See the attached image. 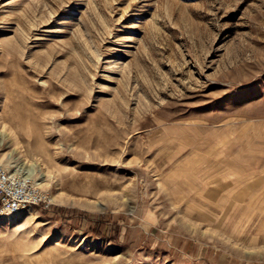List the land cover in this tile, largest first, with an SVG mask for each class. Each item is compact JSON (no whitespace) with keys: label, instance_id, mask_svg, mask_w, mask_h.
<instances>
[{"label":"rangeland","instance_id":"obj_1","mask_svg":"<svg viewBox=\"0 0 264 264\" xmlns=\"http://www.w3.org/2000/svg\"><path fill=\"white\" fill-rule=\"evenodd\" d=\"M0 164V264H264V0H0Z\"/></svg>","mask_w":264,"mask_h":264},{"label":"built area","instance_id":"obj_2","mask_svg":"<svg viewBox=\"0 0 264 264\" xmlns=\"http://www.w3.org/2000/svg\"><path fill=\"white\" fill-rule=\"evenodd\" d=\"M52 204L50 194L28 177H23L0 164V215L13 214L28 207Z\"/></svg>","mask_w":264,"mask_h":264},{"label":"trees","instance_id":"obj_3","mask_svg":"<svg viewBox=\"0 0 264 264\" xmlns=\"http://www.w3.org/2000/svg\"><path fill=\"white\" fill-rule=\"evenodd\" d=\"M58 210H62V211H64L62 208H58ZM105 218H100V220L101 221H99L98 223H99V225L101 226V224L103 223V220H104ZM88 229L89 230H91V231H93L96 235H98V236H101V235H106L105 234V232L102 230V229H100V228H98V227H95V226H92V225H90L89 227H88ZM108 237L110 238V239H116L117 238V229H112V231H110L109 233H108Z\"/></svg>","mask_w":264,"mask_h":264},{"label":"bare ground","instance_id":"obj_4","mask_svg":"<svg viewBox=\"0 0 264 264\" xmlns=\"http://www.w3.org/2000/svg\"><path fill=\"white\" fill-rule=\"evenodd\" d=\"M19 114H21V113H19ZM22 118H23V117H22V114H21V117H19L18 121H19V120L21 121V120H22ZM20 121H19V122H20ZM229 192H230V191H229ZM232 194H233V193H232ZM213 195H214V194H212V193H209V194H208V197L214 198V196H213ZM219 198H220V197H219Z\"/></svg>","mask_w":264,"mask_h":264}]
</instances>
